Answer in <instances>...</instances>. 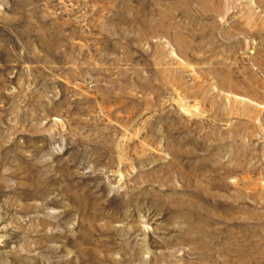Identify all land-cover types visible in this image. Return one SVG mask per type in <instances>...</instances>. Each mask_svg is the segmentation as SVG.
Segmentation results:
<instances>
[{"label":"rangeland","instance_id":"1","mask_svg":"<svg viewBox=\"0 0 264 264\" xmlns=\"http://www.w3.org/2000/svg\"><path fill=\"white\" fill-rule=\"evenodd\" d=\"M0 264H264V0H0Z\"/></svg>","mask_w":264,"mask_h":264}]
</instances>
